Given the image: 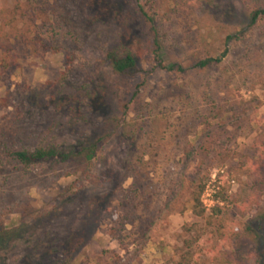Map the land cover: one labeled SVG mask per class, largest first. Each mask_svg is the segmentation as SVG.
<instances>
[{
    "label": "rangeland",
    "instance_id": "rangeland-1",
    "mask_svg": "<svg viewBox=\"0 0 264 264\" xmlns=\"http://www.w3.org/2000/svg\"><path fill=\"white\" fill-rule=\"evenodd\" d=\"M254 4L0 0L15 62L3 69L0 47V232H11L0 264H260L249 230L264 208ZM155 40L163 66L188 71L159 68ZM124 50L137 68L119 76L106 56ZM40 148L75 155L14 157Z\"/></svg>",
    "mask_w": 264,
    "mask_h": 264
},
{
    "label": "trees",
    "instance_id": "trees-1",
    "mask_svg": "<svg viewBox=\"0 0 264 264\" xmlns=\"http://www.w3.org/2000/svg\"><path fill=\"white\" fill-rule=\"evenodd\" d=\"M254 9L251 11L249 18H250V26H254L259 20L264 19V0H254ZM141 16L144 18L146 23H153V20L149 17V15L144 12L143 10H140ZM2 17H0V20ZM3 20V19H2ZM5 24L0 26V47L4 50V58L2 60L1 66L3 69H8L12 63H15L14 56L11 55L10 50L6 48V46L1 42V33L4 31ZM14 29V28H13ZM232 39H235L233 37H229L227 41H231ZM16 40L19 41V38H16ZM32 41V40H31ZM25 43V42H24ZM154 46L156 47L154 51V56L156 58V61L158 63V67L166 70L168 72H179V73H184L188 71L187 69L181 67L180 65L174 64L169 67L163 66L162 62L158 59V53H159V46L157 40L154 42ZM225 55V54H224ZM224 55L222 57H224ZM221 58L217 59H207L204 61H200L197 64L193 66L194 69H207L213 65H217L222 61ZM106 60L109 62L110 67L112 71L119 76H128L132 74L136 68H137V60L135 58V55L130 52V51H111L107 54ZM258 152H259V163L260 167H264V142L258 146ZM82 152H79L76 156H80ZM74 152L72 153H63L58 151L55 148H50V149H37L34 152H29V151H21V152H16L14 154L15 159L22 163V164H31V163H36V162H48V161H55V160H60L62 162H66L70 160L74 156ZM193 202H194V214L196 216H202L204 214V210L202 209V204L200 202V194H197L193 197ZM257 223L253 228L249 229L251 231L255 232V235L258 239L257 242V253L259 255L258 262L261 264H264V243L262 241V236L259 234L264 232V208L260 210V214L257 217ZM9 234L11 232H5L1 231L0 232V245H3L7 238L9 237ZM254 239H256L254 237Z\"/></svg>",
    "mask_w": 264,
    "mask_h": 264
}]
</instances>
